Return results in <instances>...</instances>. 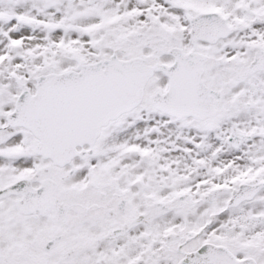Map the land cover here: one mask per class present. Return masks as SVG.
<instances>
[{
	"label": "snow or ice",
	"instance_id": "6c2138e0",
	"mask_svg": "<svg viewBox=\"0 0 264 264\" xmlns=\"http://www.w3.org/2000/svg\"><path fill=\"white\" fill-rule=\"evenodd\" d=\"M0 264H264V0H0Z\"/></svg>",
	"mask_w": 264,
	"mask_h": 264
}]
</instances>
